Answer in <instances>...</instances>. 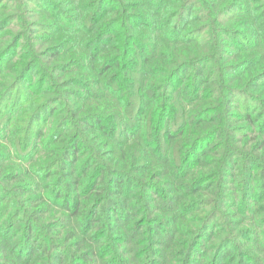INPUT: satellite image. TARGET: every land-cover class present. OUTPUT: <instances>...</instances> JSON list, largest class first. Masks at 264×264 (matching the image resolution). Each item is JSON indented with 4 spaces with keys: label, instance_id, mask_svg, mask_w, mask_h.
I'll use <instances>...</instances> for the list:
<instances>
[{
    "label": "trees",
    "instance_id": "obj_1",
    "mask_svg": "<svg viewBox=\"0 0 264 264\" xmlns=\"http://www.w3.org/2000/svg\"><path fill=\"white\" fill-rule=\"evenodd\" d=\"M192 1L143 0L141 8L122 0L118 9L111 10L120 14L115 16L123 23V31L113 38L116 45L110 39L103 40L107 24L98 18L99 3L85 1L89 3L81 19L92 25V37L98 44L85 51L82 32L66 58L69 65L78 66L70 79L81 86L83 105L73 108V92L65 85L58 89L59 99L52 100L65 105L58 113L59 121L66 129L73 127L56 135L55 143L60 147L56 163H68L77 156L81 143L89 153L86 162L95 158L98 165L89 188L78 192L74 207L70 208L71 200L64 196L70 218H84L81 225L87 227L85 243H74L81 253L77 264L101 260L105 264H191L195 255L200 259L197 264H264V60L257 64L259 61L244 55L249 49L264 48V0H253L249 6L209 0L195 14L199 2ZM86 6L96 7L93 17L98 16L90 19L84 14ZM228 7L241 11L243 17L224 23L221 11ZM19 10L20 15L26 13L23 0H3L0 4L1 86L6 73L9 75V53L2 51L11 44L9 36L1 34L11 28L12 15ZM5 11L8 14H2ZM253 23L261 34L249 30ZM200 32L205 34L204 42L195 36ZM149 33H154L152 42L147 38ZM244 34L262 44L244 46L239 40L236 52L224 49L227 37L247 40ZM58 56L53 54L55 59ZM21 66L19 63V69H10L18 74L13 81L22 74ZM241 66L245 68L236 71ZM22 77L27 80L25 74ZM107 84L106 94L94 93L96 86ZM8 88L9 83L0 88V105ZM254 88L256 96L247 92ZM241 97H251L255 103L254 108L246 107L242 116L234 111ZM108 101L113 114L103 118L98 111ZM66 114V120H61ZM118 134L127 135L125 145L108 154L101 151L110 145L109 139L114 145ZM97 135L98 140L108 139L106 144L95 142ZM4 140L8 137L0 127V141ZM57 164L50 177L56 175ZM87 174L85 170L81 177ZM76 183L70 181L66 189L74 193ZM71 193L68 196L72 197ZM55 195L46 203L58 201L61 196ZM113 195L125 200L123 210L116 206ZM154 197L159 203L152 207ZM131 200H135L134 207L128 204ZM83 201H87V212H82ZM134 208L141 214L132 212V228L117 231L113 218L109 223L114 212L124 214ZM156 210L157 216L150 213ZM27 213L32 215L28 221L40 215L38 209ZM31 227L29 236L36 230L30 231ZM91 229L95 232L89 235ZM208 234L211 243L199 252ZM91 240L96 246L88 250L84 245ZM40 248L42 244L35 246L31 256L40 253ZM67 254L59 257L60 264H68L72 255ZM52 258L47 264H54Z\"/></svg>",
    "mask_w": 264,
    "mask_h": 264
},
{
    "label": "rangeland",
    "instance_id": "obj_2",
    "mask_svg": "<svg viewBox=\"0 0 264 264\" xmlns=\"http://www.w3.org/2000/svg\"><path fill=\"white\" fill-rule=\"evenodd\" d=\"M34 1L35 2L23 0L26 13L20 15L19 13L21 10H19L15 15H12V18L16 17L17 20L13 21L11 18V28L6 29L4 34H1V36L8 35L11 44L2 51V53H9L7 65L9 75L6 73L4 77L5 82H2V86H7L9 83V88L0 105L1 132L4 133V137H8L7 141H0V264H47L51 257H53L51 260L54 261V264H60L59 257L64 256L66 258L69 256L67 253L72 255L68 260V264H77L79 262L78 258L81 257V253L77 251V246H75L74 243L76 240L77 242L85 243L82 242V240L86 233L84 231L87 227H82L81 225L84 218L82 219L80 216L70 218L71 215L68 214L64 205V196L70 198V208L74 207V205H76L78 192H80L82 188H89L92 173L98 165L95 158L94 161L90 159L89 163L86 162L89 153L87 154L88 150L85 148V145L81 143L78 145L80 153L77 154V156H72L68 163H61L60 165L56 163V155L60 152V147L58 143H55V138L56 135L65 128L62 122L59 121L58 113L61 110H65V105H63L61 101L52 100H54V98H56V100L59 99L58 89L65 85L67 91L73 92V108L83 105L84 100L79 97L82 88L76 85L77 82L74 83L75 81L70 79L72 76L71 72H75V69L77 71L78 66L75 64L69 65L71 61L66 60V58L70 50L76 48L75 44L82 37V32L84 34L83 40H85L84 50L91 49V46L93 50L96 48L95 44L98 43H95L92 37V33H94L92 32V25L88 23V21H86L85 24V21L81 19L82 10L84 6L89 3L85 2L86 0ZM90 1L99 3L100 17L98 18L104 20L107 24L103 40L106 41L110 39L109 41L112 42L111 44L116 45L117 39L113 40V38L121 34L123 31V23H121L120 19L116 18V16L120 17V14H115V16L111 13V10H113V8L118 9L122 0ZM128 1L132 4H138L140 7L143 4V0ZM194 1H198L199 5L194 8L193 14L201 10L203 4L209 0H193L191 3H194ZM2 2L3 0H0V4ZM164 2H171V0H164ZM218 2L219 4L222 2V5L235 2L249 6L253 0H218ZM7 4L11 5L9 3ZM4 8L9 11L12 9L8 8V6ZM95 11L96 7L92 8L86 6L83 13H88L91 19L98 16L95 15L93 17ZM7 12L8 11H5L2 14H8ZM12 14L14 13L12 12ZM221 15L223 16L221 20L224 23H229L230 20L236 21L243 17L241 11H235L229 7L221 11ZM6 19H8V17ZM84 26L85 29L82 31ZM248 28L252 30L255 35L261 34L262 32L257 29L254 23L248 25ZM200 34L201 32L195 34V36L201 38V41L204 42L206 40L204 38L205 34ZM153 35L154 33H149V37H147L149 38V42H152ZM245 36L244 34V38H247V40H243L242 37L235 38L233 35L227 37L225 39L227 45H224V49L236 52L239 47L235 46L240 45L238 43L240 41L243 42L242 44L244 46L255 43L262 44L260 41L257 42L252 35L249 37ZM109 45L110 43L108 46ZM225 46L227 47L225 48ZM104 47L105 45L103 48ZM84 50L82 48L83 52ZM137 52L139 53L138 50ZM57 53L59 54L57 59L53 58V54ZM88 53L89 51H87V54ZM245 54L250 55L253 61H259L257 64H260V61L264 60V48L262 47H259V49H249L244 55ZM11 63L13 64L9 66ZM19 63L22 64L20 67L22 74L18 76L16 81H13L18 74L10 72V69H16V67L19 69ZM244 68V66L237 67L236 71L240 70L239 72H241ZM23 74L27 76L26 81L23 80ZM20 78H22V80ZM175 84H177V81ZM2 86L0 88H2ZM109 86L110 84H107L104 88L102 86H96L94 93L104 95L108 92ZM84 92L85 91H83V93ZM247 92L250 93V95L256 96L258 90L254 88ZM76 93H78V96L74 95ZM239 100H241L239 102V107L234 111L239 112L241 116L244 114L246 107L250 109L254 108L253 104L255 103L251 97H241ZM109 103L108 101V103L104 104L98 111L103 118L105 116L109 118L110 114H113L111 110L112 105L109 106ZM136 103H139V100H137ZM101 105L102 103L100 106ZM47 107H49V109L45 110ZM76 114L79 113L77 112ZM67 115L68 114L61 120H64V118L66 120ZM123 115L124 113L122 116ZM71 120H73V118ZM131 121H134V119ZM109 122L110 120L103 123V125H107ZM10 123L11 127L8 128ZM242 124L244 123H240L239 126ZM72 129L73 127L68 126L67 129L65 128V132H70ZM12 134L13 137L11 136ZM97 138L98 135L95 142L103 143V141H105V144L108 140H98ZM127 140H129L127 135L121 134L117 136L115 139L116 143L113 145L112 143H108L110 141L109 139L107 144L110 145H104L101 147V151L108 154L107 152L113 148L117 149L119 147L120 149L123 147L122 145H125ZM56 164L58 165L56 168V175L50 177V170ZM85 170H88V174L84 175L82 178L81 176H83ZM70 174L72 177L68 176ZM70 181L78 182L73 184L72 190L76 191L74 193L72 192V197L68 196L71 191L66 189ZM51 184L52 186L48 187V185ZM56 193L61 196L60 199L55 202H50V205L47 204L48 197L53 196L54 198ZM141 194L142 192L138 193V195ZM112 198L117 204L116 206L120 208V210H123L126 204L125 200L122 197H116L114 195ZM153 200L156 202L152 204V207L159 203L158 199L155 197ZM87 201H83L84 207L82 208V212H87L85 208L86 202L89 207L92 206V202L89 200ZM128 204L134 207L136 203L135 200H131ZM35 209L40 211V215H34L33 218L28 221L29 216L32 215H29L27 212H33ZM132 212L133 214L139 212V214H141V211L137 208L127 210L124 214L119 211L114 212L112 214L113 216L109 218V223L113 218L117 231L121 228H129L130 226V228H132V226H134L133 221H131L134 220V217L131 215ZM150 213L157 216L158 211H151ZM138 216V218H140L141 215ZM30 226H32L30 231L36 230L29 236L28 231ZM261 231H263V228H260V232ZM94 232V229H91L88 234L91 235L94 234ZM129 232L134 233L132 231ZM129 237L130 234L126 237L127 240H130ZM210 240L211 237L208 234V236L201 241L199 252L207 248L211 243ZM40 244H42V248H40L41 252L38 254L35 252V256H31L32 253L30 252L32 249ZM242 244H247V242L243 241ZM84 246L86 249L90 250L92 246L94 247L96 244L91 240L86 242ZM129 248L133 249V245H130ZM48 249L50 250L49 254ZM158 250H162V248L158 247ZM197 257L198 255H195V260L191 264L200 262V259ZM100 262L103 261H95L94 264L106 263Z\"/></svg>",
    "mask_w": 264,
    "mask_h": 264
}]
</instances>
